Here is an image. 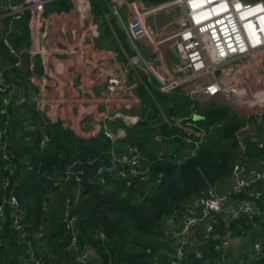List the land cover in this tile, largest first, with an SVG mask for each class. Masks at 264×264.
Wrapping results in <instances>:
<instances>
[{
  "label": "built area",
  "instance_id": "2783aa9c",
  "mask_svg": "<svg viewBox=\"0 0 264 264\" xmlns=\"http://www.w3.org/2000/svg\"><path fill=\"white\" fill-rule=\"evenodd\" d=\"M51 1L0 0V219L5 220L8 215L10 227L18 236L24 235V211L13 190L12 177L16 174V167L9 148L12 144L18 147L23 144L12 142L8 129L13 123L17 124L14 134L23 138L24 145H29L34 133L40 131L37 150L42 152L50 146L47 127L35 125L31 116L34 107V55L45 53L44 40L52 21L51 14H45V10ZM72 1L82 17L97 16L100 21H107L110 27L111 18L122 24L134 51L128 57L123 72L127 73L128 68H133L138 79L130 87L143 84L138 75L143 72L152 76L155 85L150 80L148 83L160 93L171 94L180 88L181 93L191 101L187 116H168L162 104L153 98L162 120L182 127V145L179 149H167L164 138L155 133L153 140L159 146L153 148V156L131 143H124L122 151L118 152L121 135L104 128L102 134L112 146L109 161L98 163L93 168L98 185L105 187L109 181H121L124 184L122 196L130 189H139V201L149 197L163 178L161 172L152 174V158L179 166L195 157L205 143L207 132L199 123L202 118L195 113V104L203 106L219 100L237 114L238 109L249 113L247 117L253 116L256 121L248 123L242 130L247 129L256 146L264 148V100L261 101L264 72L249 73L246 67L250 64L257 67L258 55L264 51V0H162L150 4L137 0H110L108 11L100 15L95 14L92 0ZM174 7L178 8V15L161 26L160 30L145 23L146 16ZM22 20L28 38L17 48L10 36L12 33L22 34L19 25ZM163 47L170 49L177 61H170L169 55L164 57L160 52ZM4 53H7V59ZM105 62L110 63L109 60ZM118 88L126 89L118 79L107 80L108 95ZM136 102L139 105L140 100ZM168 104H171L170 100ZM138 115L128 117L129 123L135 124ZM19 126L24 130L23 135L19 134ZM238 137L236 161L225 184L228 190L220 191L205 182L184 212H173L167 216L161 223L162 236L158 250L153 253L152 264H230L226 249L236 243L243 232L235 236H220L216 233V227L221 222L229 224L238 219L251 222L259 218L264 221L261 203L264 195V159L250 162L243 158L245 143L243 136ZM19 160L25 173L33 171L29 155ZM74 164L66 168L63 179L73 181L77 188H81L84 171L71 172L70 167ZM58 184L54 182V185ZM77 200L78 195L74 197V203ZM65 202L67 209L69 204L72 207L70 213L66 209L64 214V229L68 237L64 250L72 256V261L65 264H102L96 249L80 239L78 215L73 212L72 198L67 196ZM100 237L104 238V234L100 233ZM212 239H219L215 258L210 256L209 244ZM146 251L153 252L149 247ZM263 254L264 241L255 240L243 248L234 264H254L262 259ZM7 264L51 263L47 257L35 254L29 247L23 255L18 254L17 259Z\"/></svg>",
  "mask_w": 264,
  "mask_h": 264
},
{
  "label": "trees",
  "instance_id": "16d2710c",
  "mask_svg": "<svg viewBox=\"0 0 264 264\" xmlns=\"http://www.w3.org/2000/svg\"><path fill=\"white\" fill-rule=\"evenodd\" d=\"M109 1L92 0L95 14L100 15L107 12ZM48 5L47 10H65L69 6V0H52ZM19 25L22 34L12 33L10 36L11 42L17 48L28 38L24 20ZM103 28L109 32L107 24L103 25ZM124 48L130 53L127 45H124ZM143 79L147 82V76L143 75ZM153 81L155 85L156 81L154 79ZM153 85L150 88L156 90ZM137 90L141 97L143 95L146 97L147 102H142L140 118L132 128L127 129L125 138L118 144V152L122 151L124 143H131L149 156H153V148L159 146L153 140L155 133L161 134L167 149L181 148L182 127L163 121L159 109L144 88L139 86ZM155 94L162 101L166 115L187 116L189 114L191 101L181 93L180 88L171 94H162L157 90ZM166 100H170L171 104L167 105ZM194 110L202 118L199 123L207 132L205 143L197 155L179 166L164 160H157L156 157L152 158L154 160L150 166L152 174L161 172L163 178L152 194L143 201L136 198L140 192L139 189L136 191L130 189L125 196H122L124 184L121 181H109L108 185L102 189L95 182L94 173H92L88 182L98 186L105 194L111 196L114 202L104 199L99 210L94 212L90 219H87L89 207L96 202L91 191L81 188V198L74 203L70 188L75 184L73 181L63 179L64 171L68 166L77 162L88 164L93 168L98 163L108 162L112 146L108 138L103 135L80 138L55 132L54 147L49 146L39 152L37 143L40 131H37L29 145L18 147L12 144L9 152L13 156L12 161L16 167L12 183L14 193L24 211V235L18 236L12 230L8 215L5 220L0 219V264H7L10 260L17 259L18 254L23 255L29 247L34 250L35 254L55 255L61 262L66 263L68 253L64 247L68 237L64 229V214L67 209L65 202L67 196L72 198L73 212L78 215L77 228L81 241L88 242L96 249L102 264L107 262L110 264H152L153 253L158 250V242L162 236V221L173 212L180 214L184 212L189 201L205 185V182L216 186L220 191L224 189L236 161L238 133L248 123L256 121L253 116L245 117L235 113L233 109L226 107L219 100L203 106L195 104ZM15 128L16 124L13 123L8 129L12 142L21 139L14 134ZM252 137L246 133L243 136L245 151L242 157L250 162L264 159V148H258L251 140ZM25 155H29V160L33 164V171L29 174L24 172V166L19 160ZM56 181L60 184L54 185ZM61 185H64L65 191L60 189ZM50 193L55 196L47 202L46 199L49 198ZM1 194L0 189V196ZM135 198L136 200H132ZM44 204H46L45 209ZM162 206V216L153 222H147ZM224 228L230 229L234 235L247 230L249 223L245 219H238L231 221L227 227L221 222L216 227V233L223 234ZM100 233L104 234V238L100 237ZM41 241L42 244H40ZM216 241L218 239H212L209 244L210 256L214 258L218 253L213 247ZM148 247L153 252L148 253L146 251ZM48 261L53 262L51 259ZM61 262L56 264H61Z\"/></svg>",
  "mask_w": 264,
  "mask_h": 264
},
{
  "label": "crops",
  "instance_id": "0c3cea01",
  "mask_svg": "<svg viewBox=\"0 0 264 264\" xmlns=\"http://www.w3.org/2000/svg\"><path fill=\"white\" fill-rule=\"evenodd\" d=\"M137 1H141L142 4L161 2ZM73 6V1L69 0V6L65 10H48L51 11L52 21L44 40L45 53L34 55V107L31 121L37 126L43 124L49 133L60 132L80 138L101 136L104 128H107L113 134L121 135L119 138L121 143L120 140L125 138L127 129L138 122L129 123L127 118L138 114L140 118L142 97L137 89L139 86L143 87L150 96L151 84L148 80L154 84L153 78L139 72L143 84L130 87L138 81L135 71L128 67L127 73L123 71L127 66L128 57L134 54L132 47L127 43L129 53L119 41L113 27L108 26L109 32H106L103 28L104 21L93 15L82 17ZM172 10L173 8H168L158 12L155 22L159 27L154 25L155 30H160L161 26L174 20L178 14ZM145 23L149 24L146 21ZM106 60L110 63L105 62ZM246 67L249 73L264 72V51L258 55L257 67L254 64ZM143 75L147 76V82ZM111 78L120 80L126 89L118 88L108 95L106 82ZM137 99L140 100V108ZM262 100L264 95L261 96ZM60 189L65 191L64 185H61ZM75 189L78 190L76 184L71 186V193ZM223 190L227 191L228 186L226 185ZM54 196L50 193L48 201ZM261 203L264 208V195ZM248 223L247 230L233 235H240L243 232L240 239L226 249L230 264H234L245 246L251 245L255 240L264 241L263 219L257 218ZM229 224L225 226L228 227ZM231 232L230 229L224 228V233L220 236L226 234L232 236ZM242 241L245 242L243 246ZM217 243L219 239L213 246L218 251ZM48 255L44 256L51 259L53 264L61 262L57 256ZM71 257L68 254L66 261H72ZM258 262L264 263V254L262 259L255 263ZM61 264H65V261Z\"/></svg>",
  "mask_w": 264,
  "mask_h": 264
},
{
  "label": "rangeland",
  "instance_id": "374dc122",
  "mask_svg": "<svg viewBox=\"0 0 264 264\" xmlns=\"http://www.w3.org/2000/svg\"><path fill=\"white\" fill-rule=\"evenodd\" d=\"M172 11H174V13L175 14H178V8H173V10ZM51 12V11H50ZM50 12H48V10H45V14H50ZM157 15H159L158 13H153V14H150V15H148V16H146L145 17V21L147 22V23H149L150 24V26H154V25H156L157 27H159V24H156V22H155V20H156V18H158V17H156ZM110 23H111V25H112V27L114 28V30H115V32H116V34H117V36H118V39H119V41L123 44V45H127V43H128V41H127V36H126V34H125V30H124V28L122 27V24L121 23H119V21L118 20H116V19H114V18H111V20H110ZM108 25L109 26V23L107 22V21H104L103 22V25ZM109 30V29H108ZM160 52H161V54L164 56V57H167L168 55V58H169V60L170 61H177L176 59H175V57L171 54V52H170V49H168V48H165V47H163V48H161L160 49ZM4 58L5 59H7L8 58V55H7V53H4ZM149 72V71H148ZM149 76H151V75H149ZM152 77V76H151ZM152 98H151V100L152 101H154L153 100V98H155L159 103H161L162 104V101L160 100V98H157V96H156V90H153L152 89ZM144 96V95H143ZM142 96V102L143 103H146L147 102V99H146V97L144 96L143 97ZM168 100H166V102H167ZM163 105V104H162ZM226 107H229L227 104H224ZM230 108V107H229ZM231 109V108H230ZM238 113H239V115H241V116H245V117H247L248 115H250L249 113H244L243 112V110H241V109H238ZM18 131H19V134L20 135H23V133H24V130H23V128L22 127H18ZM246 132H248V130H241L239 133H238V135L239 136H244V134L246 133ZM18 142H19V144H23L24 145V140H23V138L21 139V140H18ZM144 165V164H143ZM142 165V168H144V166ZM89 180V179H88ZM94 180H95V178H94ZM96 182V181H95ZM82 188V187H81ZM101 188L102 189H104V186H101ZM74 193V194H73ZM73 193H72V196H76V195H78V199H80L81 198V189L80 188H78V190L76 191V189H75V191H73ZM85 194V192L83 193V195ZM132 200H136V198L135 199H132Z\"/></svg>",
  "mask_w": 264,
  "mask_h": 264
},
{
  "label": "water",
  "instance_id": "95a60500",
  "mask_svg": "<svg viewBox=\"0 0 264 264\" xmlns=\"http://www.w3.org/2000/svg\"><path fill=\"white\" fill-rule=\"evenodd\" d=\"M50 146L54 147V134L52 131H50ZM83 170L84 173L81 177V186L84 190H89L92 193L93 198L95 199V203L93 205H91L89 207V216L87 217V219H90L93 215L94 212L99 210V207L102 203V201L108 200L110 202H114L113 199L111 198V196L105 194L98 186L96 185H92L88 182V179L90 178L92 172H93V167L88 165V164H83V163H75L74 165H72L70 167V171L71 172H75L77 170ZM46 201H48V198L46 199ZM120 205H123L122 203H120ZM72 210L71 204H69L68 206V213H70ZM163 213V206L160 208V210L154 215L152 216L149 220H147V222H153L157 219H159L162 216Z\"/></svg>",
  "mask_w": 264,
  "mask_h": 264
}]
</instances>
